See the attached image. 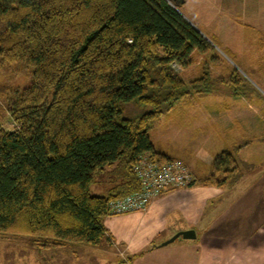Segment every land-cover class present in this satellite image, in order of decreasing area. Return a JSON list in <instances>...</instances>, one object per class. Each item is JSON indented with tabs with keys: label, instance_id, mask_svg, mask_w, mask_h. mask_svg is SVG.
Listing matches in <instances>:
<instances>
[{
	"label": "trees",
	"instance_id": "16d2710c",
	"mask_svg": "<svg viewBox=\"0 0 264 264\" xmlns=\"http://www.w3.org/2000/svg\"><path fill=\"white\" fill-rule=\"evenodd\" d=\"M182 3L0 0V70L17 63L32 74L25 89L0 85V114L14 125L8 130L0 119V236L34 237L40 248L98 247L110 203L141 189L140 160L173 162L149 131L189 94L175 66L188 69L196 54L216 53ZM207 66L189 83L201 94L225 82ZM129 104L146 111L123 119ZM124 157L128 177L94 195L99 173ZM239 172L224 152L199 183L223 187Z\"/></svg>",
	"mask_w": 264,
	"mask_h": 264
},
{
	"label": "rangeland",
	"instance_id": "374dc122",
	"mask_svg": "<svg viewBox=\"0 0 264 264\" xmlns=\"http://www.w3.org/2000/svg\"><path fill=\"white\" fill-rule=\"evenodd\" d=\"M179 9L183 16L210 40L216 53L209 52L204 56L196 54L194 64L188 69L175 66V71L180 73L186 82L189 94L171 111L163 114L153 123L149 131L150 139L158 152L170 156L175 162H180L189 169L191 165L195 164L200 172L201 167L208 164V171L212 173L213 162L219 151H222L220 149L231 151L240 166L238 179L244 178L246 175L248 177L255 176L254 179H256L260 174H264V150L258 152L255 149L264 143V0H183ZM214 58L216 59L214 60ZM204 61L208 65L207 71L215 77L225 80V82L220 81L216 86V91L211 94H201V92L192 90L189 84L190 81L201 78V63ZM31 83L32 74L29 69L20 68L17 63L0 70V85L2 86L8 85L22 90L30 86ZM2 102L1 100V105ZM217 109L223 112L219 124L216 129H211L207 135L202 137L201 112H213ZM226 109L229 111H225ZM145 111V108L139 105L129 104L126 106L123 119H138ZM5 115L7 114L4 111L0 114L1 122L5 128L12 130L14 125L9 119H4ZM235 118L238 119L236 123L229 126L227 120ZM208 120L209 123H213V116ZM214 139H216L217 145L220 143V147L212 148L206 155L201 153V148L213 144ZM242 146H250L254 151L244 153V149L240 151L241 148H239ZM206 158L208 159L206 160ZM210 158L213 159L209 160ZM126 165V157H124L114 166L107 167L105 172L99 173L92 186V193L94 195L109 194L114 185L128 177L124 172L127 171ZM240 179L234 182L238 183ZM262 180L264 181V179ZM252 181L253 179H249L246 183H241L240 186H253L255 192L264 193V182ZM198 185L202 184L198 182ZM155 201L142 212L109 217L146 214ZM174 218H178V214L175 212ZM115 219L117 218H113V220ZM194 229L196 237L199 238L201 224L199 223ZM157 233L151 232L152 237H159L156 240H151L147 247V251L156 247L152 254L153 257L171 260L173 264H186L189 261L193 262L196 258L201 259V254L198 255L199 248L193 243H190V247L184 248L181 245L182 239L179 238L164 245L176 234L163 240L165 239L164 234L157 235ZM8 236L16 239H35L23 235L8 234ZM112 240L114 242H110V244L114 243L113 247L105 244L100 249L88 250H93L94 256L100 258L106 252L111 256H116V253L117 256L132 254L136 248V244L132 240L128 242H119L115 238ZM5 249V244L0 243L2 256H4L3 250ZM85 250L83 249L81 252ZM16 255L21 256V250L17 251L14 258L11 256L7 263L12 264L11 260H14L15 264L19 261L20 264L22 261H24L23 264L34 261L31 256L27 259L18 258ZM28 260L31 261L28 263ZM115 261L111 260L109 264H117V262L114 263ZM98 262L96 258L94 264ZM104 262L105 260L101 263Z\"/></svg>",
	"mask_w": 264,
	"mask_h": 264
},
{
	"label": "crops",
	"instance_id": "0c3cea01",
	"mask_svg": "<svg viewBox=\"0 0 264 264\" xmlns=\"http://www.w3.org/2000/svg\"><path fill=\"white\" fill-rule=\"evenodd\" d=\"M212 39H214L213 36ZM225 111L228 112L229 109ZM221 113L223 112L218 109L213 112H201L202 137L207 135L211 129H216ZM211 116L214 118L213 123H209L208 120ZM237 120L236 118L227 120V123L231 126ZM215 142L216 139L213 140V144L202 147L201 153L206 155L212 148L220 147V143L217 145ZM239 148H241L240 151L244 149V153L254 151L250 146ZM255 149L263 152L264 143ZM220 150L222 151H219L217 157L224 152L233 155L231 151ZM207 166L201 167L200 172L195 164L191 165L189 170L194 181L197 182L185 188L164 193L153 203L146 214L107 217L104 221L107 238L98 247L66 244L55 248H40L35 239H16L4 235L0 236V243H4L6 249L3 250L4 256L0 254V264H8L7 260L11 256L14 258L18 250H21L22 255H16V257L29 259L31 256L33 258V262L28 260L29 264H94L96 258L99 261L97 264H102L103 260H105L103 264H109L111 260H116L114 263L117 262V264H173L171 260L153 257L152 254L156 247L147 251L151 240L159 237H152L151 232H158L157 235L164 234L165 239L163 240H166L179 232L195 230V226L199 223L201 224V236L195 239L181 238V245L185 248L193 243L199 248L198 255L201 254V259L196 258L193 262L189 261L186 264H264V193L255 192L253 186H240L249 179L264 182L262 180L264 174H260L256 179H254L255 176L246 175L244 178H239L238 183L230 181L223 187L198 185L201 179L211 175ZM174 212L178 214L177 219L174 218ZM113 218L117 219L113 220ZM112 238L119 242L132 240L136 248L132 254L117 256L116 253V256H111L106 252L100 258L94 256L93 250H88L100 249L105 244L112 245L114 244H110L114 242ZM83 249L86 250L81 252ZM13 261L11 260L12 264H15ZM16 264H20V261Z\"/></svg>",
	"mask_w": 264,
	"mask_h": 264
},
{
	"label": "built area",
	"instance_id": "2783aa9c",
	"mask_svg": "<svg viewBox=\"0 0 264 264\" xmlns=\"http://www.w3.org/2000/svg\"><path fill=\"white\" fill-rule=\"evenodd\" d=\"M141 189L125 198L110 203V216L142 212L164 193L185 188L194 178L186 165L180 162L159 164L149 158H142L137 165Z\"/></svg>",
	"mask_w": 264,
	"mask_h": 264
},
{
	"label": "water",
	"instance_id": "95a60500",
	"mask_svg": "<svg viewBox=\"0 0 264 264\" xmlns=\"http://www.w3.org/2000/svg\"><path fill=\"white\" fill-rule=\"evenodd\" d=\"M200 33H202L193 23H191ZM203 34V33H202ZM204 36V35H203ZM205 37V36H204ZM205 39H207L205 37ZM208 40V39H207ZM210 42V40H208ZM211 43V42H210ZM212 44V43H211ZM179 238H184V239H195L196 238V234L195 231L193 230H188V231H183V232H179L177 233L175 236H173L169 241H167L164 245H167L169 243L174 242L175 240L179 239Z\"/></svg>",
	"mask_w": 264,
	"mask_h": 264
}]
</instances>
